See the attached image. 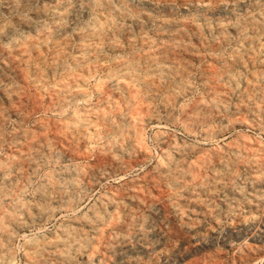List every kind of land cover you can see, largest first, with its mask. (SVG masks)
<instances>
[{
    "label": "bare ground",
    "instance_id": "6f19581e",
    "mask_svg": "<svg viewBox=\"0 0 264 264\" xmlns=\"http://www.w3.org/2000/svg\"><path fill=\"white\" fill-rule=\"evenodd\" d=\"M31 3L34 6L27 17L15 16L7 20L0 14V104L10 103L14 112L20 109L18 105L11 104L14 98L26 96L32 104H37L38 94L40 89L46 87L48 76L54 77L57 72L64 79L46 88L50 90V104L44 108L53 113H62L63 117L59 121L45 117L47 123H36L30 130L11 127L7 135L12 152L1 156L0 176L4 175L8 166L15 168L17 165L27 169L25 174L28 175L35 168V163H32L31 168L28 164L35 160L44 165L48 161L63 163L56 169L44 170L47 185L43 198L34 201L24 198L26 208L21 213L24 224L19 225L17 222L11 225L17 233L31 224L38 225L52 217L54 219L57 209L67 211L78 208L90 188L100 179L125 172L129 165L131 168L135 166L136 163L127 161L126 155L122 157L116 149L107 146L106 137L120 135L127 124L131 123L132 128L127 129L121 137L122 146L129 143L128 137H132L131 143L140 150L137 153L140 159L149 154L146 142L144 145L141 143L144 127L154 118L145 115L148 111L147 100L127 116L119 110L109 115L103 105L100 108H90L88 105L77 108L76 101L85 100L90 89H94L97 97L111 100L119 108L122 107L119 105V93L113 89H128L132 95L142 89L127 76L118 73L136 71L151 75L156 65H160V70L169 79L175 77L179 81L174 66L200 63L199 52H182L177 45L178 41L186 43L185 37L195 27L189 19L190 14L173 18L169 10L164 13L159 11L160 16L155 18L153 36L149 37L144 34L145 26L152 22L155 16L153 12L156 13L161 7L149 0H1V8L3 12L24 11ZM180 3L185 10L186 0H180ZM112 5L121 9V15L116 20L108 15ZM168 9L171 7L168 6ZM227 11L223 3H216L209 15L219 20ZM191 44L197 46L198 40L193 39ZM98 69L105 72L95 78ZM253 71L255 73L256 70ZM215 79L216 66L209 60L201 65L200 70L194 71L187 81L190 85L193 80L200 84L202 94L197 99L198 103L191 102V108L198 113L202 123L216 129L212 138L223 136L234 127L250 128L254 118L264 123V116L256 113L254 117L255 109L249 111L248 106L241 103L251 94L248 80L242 81L241 90L230 94L227 111L220 109L218 112L215 104L224 86L216 87ZM249 79H255V75ZM208 81H211V86L206 83ZM86 84L90 88L84 87ZM28 88L29 91L25 93ZM190 92L185 90L183 95ZM1 108L0 105V127L4 121V109ZM85 114H89L90 126L81 129L77 122L82 121ZM46 128H53L55 132L47 130L48 133H41ZM74 128L77 131L71 132ZM256 129L259 130V127ZM40 130L41 134H36ZM239 137H232L217 147L201 144L200 149H189L182 156L180 153H171L169 140L161 134L157 139L160 145L157 153L163 155H157V162L163 166L165 157L181 161L182 168L188 169L182 180L172 176L161 182L160 177L149 170L146 171L147 175H139L143 179H126L113 191L98 194L100 197L86 211L64 218L53 230L36 233V239L43 238L48 243L43 248L33 247L46 260H54L57 264H171L179 253L176 250L168 252L166 249L172 235L191 234V238L195 235L199 247H209L210 243L205 241L201 231L204 232L206 223L216 222L220 215L225 218L229 215L225 240L239 237L257 220L258 211L264 214V153L260 151L261 142L259 138L253 139L250 135L241 134ZM176 142L179 141L172 143ZM90 152L96 155L95 160L84 161L83 158ZM224 153H239L242 157L231 166L230 172L222 171L220 162ZM25 156L31 159L25 161ZM232 158L236 159L235 156ZM212 164H215L213 173L221 171L216 190L210 194L215 203L214 210L204 199L208 195L204 189H196L195 192L186 190L178 198H170V185L179 183L188 189L191 187L189 182H203L204 177L211 175L207 165ZM97 212L104 215V223H93ZM72 231L87 234L93 242L78 251L70 249L65 256V247L57 237ZM263 254L264 217L260 221L258 235L251 244H241L236 257L239 264H248L262 258ZM23 259L27 257L23 256Z\"/></svg>",
    "mask_w": 264,
    "mask_h": 264
},
{
    "label": "clouds",
    "instance_id": "9594fccd",
    "mask_svg": "<svg viewBox=\"0 0 264 264\" xmlns=\"http://www.w3.org/2000/svg\"><path fill=\"white\" fill-rule=\"evenodd\" d=\"M216 3H223L224 7L228 9L227 13L219 20L209 15L210 9L215 7ZM186 6L190 13L189 19L195 27L191 29L190 35L185 37L187 42L178 41L177 45L182 49V52H199V64L189 66L182 63L180 66H174L175 76L179 77V81L175 77L169 79L160 70V65H156V70L151 75L136 71L118 73V75L127 76L142 89L138 90L135 95H132L128 89L120 87L113 89L114 92L119 93V105L122 106L119 108L113 101H105L102 96L93 99L94 89H90L85 100L75 102L77 108H83L85 105L90 108H100L103 105L108 109L109 115L119 110L122 115L127 116L135 112L137 106L147 100L148 111L145 115L155 117L158 122L162 120L164 123L160 127L148 128L145 126L142 145L146 142L149 149L158 147L157 139L163 133L169 140L171 153H180L182 156L186 155L189 149H200L202 143H217L212 140L216 129L200 121L198 113L190 107L186 102L187 97L183 95L185 90L192 91L193 100H196L197 93L194 91V85H190L187 81L190 80L194 71L200 70L201 65L206 64L209 60L213 61L216 66L215 86H224V90L218 96L215 104L218 112L220 109L227 111L230 94L241 90L242 81L248 80L251 94L247 95L241 103L248 106L249 111L255 109L254 117L256 113L264 116V67H257L264 65V0H215V2L214 0H186ZM108 15L116 20V17L121 15V9L112 5ZM193 39L198 40V45L195 47L191 44ZM182 52L178 54H182ZM253 75H255V79H249ZM110 79H116V77H110ZM206 83L211 86V81ZM196 102L198 103V100ZM161 106L163 112H161ZM77 123L81 129L89 125V114H85L83 120ZM256 127H259L258 133L255 132ZM130 128H132L131 123L121 130L120 135L106 137L107 146L110 149H116L120 156L126 155L127 161L140 165L135 169L129 165L126 175L130 179H143L138 174L145 173L147 175L146 169L152 174L158 175L161 182L172 176L180 177L182 180L184 175H187L188 169L182 168V162L172 157H165L163 166L158 163L157 155H163V153L150 150L148 155L140 159V156L137 155L140 150L131 143L132 137H128L129 143L122 146L121 137ZM250 129L254 133L253 139L259 138L260 151L264 153V123L254 118ZM75 131H77L75 128L71 130V132ZM173 141L179 142L172 143ZM69 147H71V142ZM223 156L224 158L220 162L223 172H230L231 166H234L242 158L239 153H224ZM233 156L236 157L235 160L232 158ZM23 159L29 161L31 158L25 156ZM32 163H35V168L28 175L25 174L27 169H23L22 165H17L15 168L8 166L4 175L0 176V225H3L0 228V264H57L54 260H46L33 247L43 248L48 243L47 240L36 239V234L33 232L20 236L11 227L17 222L19 225L24 224L21 213L26 208V203L23 202L25 197L34 201V199L43 198L46 195L47 181L43 175L45 165L43 162L35 160L28 164L29 168L32 167ZM214 167L215 164L207 165V170L211 175L204 177L203 182H189L191 187L188 189L179 183L170 185V198H178L179 194L186 190L195 192L196 189H204L208 194L204 199L207 201V205L214 210L215 203L210 198V194L215 192V185L219 183L218 177L221 176V171L213 173ZM213 214L215 215V213ZM97 222H105L104 215L100 212L96 213L93 221V223ZM57 239L65 247L63 253L65 256L68 255V250L78 251L86 245L90 246L93 242L87 234H80L76 231L62 234V237L58 236ZM26 248L28 251H25ZM21 255L27 259H21Z\"/></svg>",
    "mask_w": 264,
    "mask_h": 264
},
{
    "label": "rangeland",
    "instance_id": "374dc122",
    "mask_svg": "<svg viewBox=\"0 0 264 264\" xmlns=\"http://www.w3.org/2000/svg\"><path fill=\"white\" fill-rule=\"evenodd\" d=\"M149 1L151 3L157 5V6H161L160 9L158 8L156 13L153 12V14L155 16L152 17V22L145 26L144 34H146L149 37L153 36L152 33H153L154 27H155V18L160 16L159 11L160 12L163 11V13H164L165 10H169L170 11V17H173V18L184 17V16L190 14L188 7H186V9L183 10L184 6H182V4L180 3V0H159V1L149 0ZM33 6H34V3L33 4L31 3L24 11L13 10L10 12H3L2 8H1V0H0V14L3 15L7 20L12 19L15 16H19V17L23 18V17H27L30 15L29 12L31 11ZM168 6L171 7V9H168ZM76 43L77 42L75 41L74 44H76ZM68 61H69V58H68ZM99 72L100 73L102 72V73L100 74ZM103 72H105V70L98 69L97 72L95 73V78L100 77L103 74ZM63 79L64 78H62L60 76V74H58L57 72L55 73L54 77H51L49 75L48 80H47L46 85H45L46 87L40 89V92L38 94L39 95L38 103L35 104L36 106L34 104H32L30 98H28V97L26 98V96L20 97V98H14L13 101H11V104H13L14 106L18 105V107L20 108L19 111H17V112H14L13 108H11L12 106L10 105V103L7 104L5 102H2L0 104L2 107L1 110L4 109V110H2V112L4 113L3 114L4 121L2 123V126L0 127V159H2L6 155H10L9 153L12 152V146L8 143L9 141H8V135H7L10 133L11 127H13L14 129L25 128V129L30 130V129H33V127L36 126L38 123H47L46 121L48 119H51V120L54 119L55 121H59L63 117L62 113H53L52 111L45 110V108H44L45 106L50 104V102H49L50 90L48 91V89H46V88H48L52 85L55 86L60 80H63ZM91 80H92V78L90 79V81ZM90 81H89V83H91ZM197 82H198L197 80H193L191 82V85H194V91H196V93L198 94V96L196 97V100L199 99L200 94H202V90L200 89V84H199V82L198 83ZM84 87L88 88L89 85L86 84V86L84 85ZM28 91H29V88L25 90V93H27ZM29 93H31V91ZM47 97H49V98H47ZM185 97H187L188 102L187 101L186 102L189 103L190 107H191V105H193V104H191V102L194 103L196 101V100H192L193 99V92L192 91L190 93H188ZM94 98L95 99L97 98L96 94L93 95V99ZM11 111L13 114L10 113ZM24 111H25V113H24ZM161 112H163L162 108H161ZM45 117H48V119ZM39 120H41V122ZM34 121H35V123H34ZM163 123L164 122L162 120L160 122H158L157 119L154 117L151 119V122L149 123V125L147 127L148 128L160 127L161 124H163ZM47 130L49 132L52 131V133L55 132V129H53V128H46V129L42 130V132H41V130L36 131V134L37 133L41 134L44 131L47 132ZM258 131H259L258 129H255L256 133H258ZM39 132H41V133H39ZM238 133L250 135V136L254 135V133L252 132V130L250 128H244V127L238 126V127H234L231 130L225 132L223 136H216V137L212 138V140H215L217 143H215V144L202 143V144H204L207 147H217L218 145H221L227 141H230V138L232 139V137L234 139H239L240 138L239 136L241 134H238ZM161 134H163V133H161ZM251 134H253V135H251ZM50 137L51 136H49V138ZM51 139H52V137H51ZM101 140H102L101 142H103V138ZM5 145H6V148H5ZM88 146L91 147V144H89ZM41 148H43V147H41ZM157 148L158 149L160 148L159 144H158V147L152 148V149L148 148V150L149 151L151 150V151H154L157 153L159 151ZM1 156H3V157H1ZM94 157H96V155L92 154L90 152L86 158H83V160L84 161H93V160H95ZM47 159H48V157H47ZM61 163H63V162H61V161H59V162L48 161V162H46L45 167L43 168V171L45 169L48 170L51 168L56 169L57 167H59V165H61ZM138 167H140V165L136 164L132 168L135 169ZM147 170L148 169H146L145 171H147ZM45 171L43 173H45ZM125 172H128V170H126ZM125 172H118L117 175H110L104 179H100L94 186H92L90 188L86 198H84L78 204V206H77L78 208H76L74 210H67V211L64 209H61V208L57 209L55 211L54 217L55 216L56 217L54 219L52 217L51 219L45 221L42 224H38V225L31 224L30 226L21 230L20 233H18V234L20 236H24L26 233H29V232H33L36 234L38 232L49 231V230L55 229L60 223H62L64 218L71 216L75 213H80V212L86 211L100 197V195H98V194H101V195L106 194V193H109V192L113 191L114 189L118 188L119 185H121V183L123 181H125L126 179H129V176L125 175L126 174ZM119 174H121V175H119ZM140 174H142V173H139L138 175H140ZM105 179H106V181H105ZM256 216H257V220L247 229V231L246 230L243 231V233H241L239 235V237H237V238L231 237L230 241L225 240V235L227 233L226 231L229 227L227 224L228 220H229V215L226 218L224 216L220 215V217H218L216 222L206 223V226L204 227L205 228L204 232L201 231L203 238H205V241H208V243H210L209 247H206V248H201L198 246L199 240L194 239V237L196 238L195 235H192V238H191V234H188V235H186L184 233L173 234L171 237V240L168 241V245L166 246V249L168 252L176 250L179 253L174 258V260L171 261V264H239V262L237 261L238 259L236 257L238 247L243 243L251 244L252 240L259 233L260 221L263 219L264 214L262 211H258L256 213ZM221 221H223V222H221ZM38 229H40V230H38ZM169 244H171V245H169ZM168 246H169L170 250H169ZM183 252H185V253H183ZM263 257H264V254H263L262 258L260 257L254 261L249 262L248 264H264V258ZM21 259H23V255H21Z\"/></svg>",
    "mask_w": 264,
    "mask_h": 264
}]
</instances>
